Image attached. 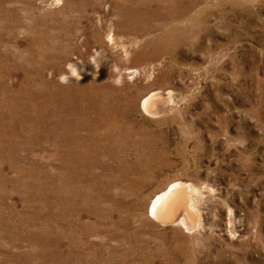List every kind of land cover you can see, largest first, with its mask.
I'll return each instance as SVG.
<instances>
[{
	"label": "rangeland",
	"instance_id": "374dc122",
	"mask_svg": "<svg viewBox=\"0 0 264 264\" xmlns=\"http://www.w3.org/2000/svg\"><path fill=\"white\" fill-rule=\"evenodd\" d=\"M0 264H264V0H0Z\"/></svg>",
	"mask_w": 264,
	"mask_h": 264
},
{
	"label": "bare ground",
	"instance_id": "6f19581e",
	"mask_svg": "<svg viewBox=\"0 0 264 264\" xmlns=\"http://www.w3.org/2000/svg\"><path fill=\"white\" fill-rule=\"evenodd\" d=\"M144 105L148 109L153 108L154 104L152 102V97H149L145 101ZM186 189L188 188L183 185H177L175 187H170L165 194L157 198V200L154 202L151 208V212L154 213V215L157 216L158 218L172 217L174 214L175 206H177V204L185 200L184 196L183 198L179 196Z\"/></svg>",
	"mask_w": 264,
	"mask_h": 264
}]
</instances>
